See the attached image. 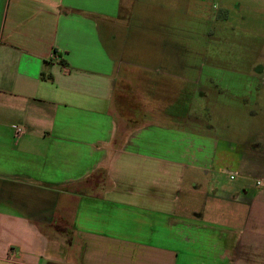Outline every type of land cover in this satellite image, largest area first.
<instances>
[{
	"label": "crops",
	"instance_id": "0c3cea01",
	"mask_svg": "<svg viewBox=\"0 0 264 264\" xmlns=\"http://www.w3.org/2000/svg\"><path fill=\"white\" fill-rule=\"evenodd\" d=\"M137 1L0 0V264H236L264 245V189L193 115L179 32L126 65Z\"/></svg>",
	"mask_w": 264,
	"mask_h": 264
},
{
	"label": "rangeland",
	"instance_id": "374dc122",
	"mask_svg": "<svg viewBox=\"0 0 264 264\" xmlns=\"http://www.w3.org/2000/svg\"><path fill=\"white\" fill-rule=\"evenodd\" d=\"M154 2L138 0L131 8L129 20L133 22L134 35L124 39L123 46L126 53L135 57H128L126 65L133 74L137 73L138 64L148 60V46H158L154 37L164 32L171 36L179 32L183 60L194 67L187 73L195 76L201 90L197 97H201V102L194 106L193 115L201 118L202 131H215L218 137L236 142L244 167L236 162L234 168H228L234 179L245 177L251 191L263 190L264 0H183L181 6L175 7L166 0ZM150 18L156 22L150 23ZM151 27L157 28L156 31ZM169 57L174 61V55ZM149 62L156 63L154 66L161 63L156 55ZM201 178L204 188L205 176L202 174ZM258 179L263 182L262 186L256 185ZM59 223L63 227L67 225L66 221ZM54 234L62 233L57 230ZM193 264L224 263L202 258ZM236 264H264V245L249 250L242 248Z\"/></svg>",
	"mask_w": 264,
	"mask_h": 264
},
{
	"label": "built area",
	"instance_id": "2783aa9c",
	"mask_svg": "<svg viewBox=\"0 0 264 264\" xmlns=\"http://www.w3.org/2000/svg\"><path fill=\"white\" fill-rule=\"evenodd\" d=\"M22 132H23V128L20 126H17L16 127V134L19 136L20 134H22ZM231 178H234V175H231ZM256 185L262 186L263 182L260 179H258V180H256Z\"/></svg>",
	"mask_w": 264,
	"mask_h": 264
},
{
	"label": "flooded vegetation",
	"instance_id": "af4514ba",
	"mask_svg": "<svg viewBox=\"0 0 264 264\" xmlns=\"http://www.w3.org/2000/svg\"><path fill=\"white\" fill-rule=\"evenodd\" d=\"M253 146H255V150H257V149H258L256 145H253Z\"/></svg>",
	"mask_w": 264,
	"mask_h": 264
}]
</instances>
